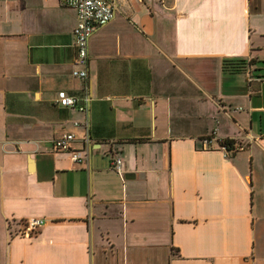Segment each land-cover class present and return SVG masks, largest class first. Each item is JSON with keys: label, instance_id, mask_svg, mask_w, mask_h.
Masks as SVG:
<instances>
[{"label": "crops", "instance_id": "1", "mask_svg": "<svg viewBox=\"0 0 264 264\" xmlns=\"http://www.w3.org/2000/svg\"><path fill=\"white\" fill-rule=\"evenodd\" d=\"M113 1L80 78L74 9L0 0V264H264V0Z\"/></svg>", "mask_w": 264, "mask_h": 264}, {"label": "built area", "instance_id": "2", "mask_svg": "<svg viewBox=\"0 0 264 264\" xmlns=\"http://www.w3.org/2000/svg\"><path fill=\"white\" fill-rule=\"evenodd\" d=\"M62 3L75 10L76 24L72 34L75 42L76 55L74 59L75 68L72 73L74 76L86 78L88 76V42L91 34L98 25L111 20L116 11V4L113 0H62ZM57 102L62 106L76 104V99L61 89L57 93ZM80 110H85L84 105H78ZM75 124H77L75 122ZM74 140L72 132L65 131L53 139V149L55 151L69 153L71 159L76 163H81L84 156L80 150H75L71 146ZM205 143L210 142V137L202 139ZM110 165L117 172H121L122 160L118 153H113L110 157ZM45 219L42 217H31L22 221V226L16 232L23 237H31L37 233L39 228L44 225Z\"/></svg>", "mask_w": 264, "mask_h": 264}, {"label": "trees", "instance_id": "3", "mask_svg": "<svg viewBox=\"0 0 264 264\" xmlns=\"http://www.w3.org/2000/svg\"><path fill=\"white\" fill-rule=\"evenodd\" d=\"M247 66V62L244 59H224L222 67L225 70L237 71L243 70ZM204 139V138H202ZM219 147L223 148L227 153H232L241 148H244L245 144L242 141L235 140L232 138L220 139ZM22 222V221H21Z\"/></svg>", "mask_w": 264, "mask_h": 264}, {"label": "water", "instance_id": "4", "mask_svg": "<svg viewBox=\"0 0 264 264\" xmlns=\"http://www.w3.org/2000/svg\"><path fill=\"white\" fill-rule=\"evenodd\" d=\"M122 4L124 3L125 5L124 6H127L128 8H130L129 7V0H119Z\"/></svg>", "mask_w": 264, "mask_h": 264}]
</instances>
